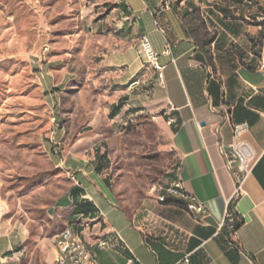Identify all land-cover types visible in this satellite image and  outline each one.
<instances>
[{
	"label": "crops",
	"instance_id": "crops-1",
	"mask_svg": "<svg viewBox=\"0 0 264 264\" xmlns=\"http://www.w3.org/2000/svg\"><path fill=\"white\" fill-rule=\"evenodd\" d=\"M117 5L122 37L105 63L116 70V83L138 85L122 89V107L112 123L142 112L156 117L177 162L173 181L179 179L207 213H190L187 199L159 202L154 195L139 197L133 208L122 205L106 172L111 165L106 141L96 147L98 155H106L95 163L65 161L78 183L57 199V208L70 209L68 225L99 264H125L131 256L140 264H181L185 256L191 264H264V69L258 68L262 43L252 44L262 40L264 0H118ZM114 19L107 15L98 27ZM143 37L157 54L161 76L145 57ZM225 112L231 122L249 125L244 138L259 155L238 195L222 154L232 140ZM170 117L174 122L168 125ZM3 215L0 264H24L28 232L16 226L3 232ZM100 237L108 239L107 248L97 245ZM38 247L45 263L54 264L41 242Z\"/></svg>",
	"mask_w": 264,
	"mask_h": 264
},
{
	"label": "rangeland",
	"instance_id": "rangeland-1",
	"mask_svg": "<svg viewBox=\"0 0 264 264\" xmlns=\"http://www.w3.org/2000/svg\"><path fill=\"white\" fill-rule=\"evenodd\" d=\"M117 2L0 0V214L3 232H28L24 264H46L39 242L54 258L55 238L69 224L70 209L56 203L74 182L68 158L95 163L106 141V172L129 208L173 181L163 124L146 112L111 120L133 81L116 83L105 63L122 37ZM107 15L114 21L98 27Z\"/></svg>",
	"mask_w": 264,
	"mask_h": 264
},
{
	"label": "built area",
	"instance_id": "built-area-1",
	"mask_svg": "<svg viewBox=\"0 0 264 264\" xmlns=\"http://www.w3.org/2000/svg\"><path fill=\"white\" fill-rule=\"evenodd\" d=\"M141 46L149 63L151 65H156V70L161 71L162 67L158 63L157 54L151 49L146 37H143ZM260 48L261 56H259L258 68L264 69V38ZM137 85L138 81H132L130 84L131 87ZM253 90L256 91L255 88H253ZM224 116L226 120L230 121V113L225 112ZM153 119L157 120L156 117H153ZM173 122V117L168 118L166 121L168 125H171ZM230 124L232 130V140L227 149L222 148V154L225 159L226 167L231 172L235 180L234 194L238 195L243 192V185L252 174L256 164L258 163L259 155L256 153L252 144L244 138L245 133L249 130V125L246 122L231 121ZM72 179L75 183H78L74 176H72ZM177 184H182V182L179 179H176L167 186H164L163 189H156L153 186L150 189H155V197L159 202H161V198H170V202L173 198L187 199L188 202L185 207L190 213L205 215L207 213L205 206L186 191L177 192ZM68 228L71 227L68 225ZM110 232L117 235L121 244L124 243L115 229L110 228ZM55 241L56 248L54 254V264H99L97 256L94 252H92V257L82 258V247L87 243L84 242L77 234L76 239H72L71 242H64L62 232L59 236H56ZM97 245L100 248H107L109 246L108 239L100 237L97 241ZM180 263L191 264L188 256H185ZM125 264H140V262L135 256V261H128L127 259Z\"/></svg>",
	"mask_w": 264,
	"mask_h": 264
},
{
	"label": "bare ground",
	"instance_id": "bare-ground-1",
	"mask_svg": "<svg viewBox=\"0 0 264 264\" xmlns=\"http://www.w3.org/2000/svg\"><path fill=\"white\" fill-rule=\"evenodd\" d=\"M143 40V39H142ZM142 44V41H141ZM261 56V52H260ZM154 68H156V65H153ZM159 76H161V71H159ZM155 188V187H154ZM154 190V189H153ZM177 192H185L184 187L182 184H177ZM168 198H161V202H167ZM95 208V207H94ZM93 209V208H92ZM98 211V208L96 209ZM96 210H93V212H97ZM83 212V211H82ZM81 220V219H80ZM79 222V221H78ZM71 228H68V225L60 232H63V241L64 242H71L72 239H76V233L74 232L72 226ZM66 231V232H65ZM58 234V236L60 235ZM104 239V238H103ZM55 248H56V241H55ZM92 257V250L91 247L87 244H84L82 247V258H90ZM128 261H135V256H131L128 258Z\"/></svg>",
	"mask_w": 264,
	"mask_h": 264
},
{
	"label": "trees",
	"instance_id": "trees-1",
	"mask_svg": "<svg viewBox=\"0 0 264 264\" xmlns=\"http://www.w3.org/2000/svg\"><path fill=\"white\" fill-rule=\"evenodd\" d=\"M263 32H264V26L262 27V32H260V35H259L260 39H262V40L264 38ZM262 40H254L253 39L252 40L253 46L255 47L257 44L261 45ZM121 107H122L121 106V103L119 102L117 105H115L113 107V112H111V115H115L117 112H119V110L121 109ZM103 155H106V152H104L102 155H98V158H101ZM176 165H177V162H176ZM174 175H175V173L173 174V179H174Z\"/></svg>",
	"mask_w": 264,
	"mask_h": 264
}]
</instances>
